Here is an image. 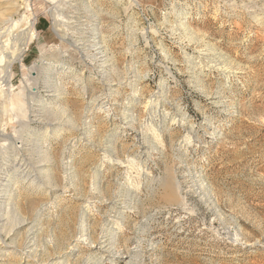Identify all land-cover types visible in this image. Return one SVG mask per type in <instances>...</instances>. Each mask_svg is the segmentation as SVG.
Instances as JSON below:
<instances>
[{
  "label": "rangeland",
  "instance_id": "rangeland-1",
  "mask_svg": "<svg viewBox=\"0 0 264 264\" xmlns=\"http://www.w3.org/2000/svg\"><path fill=\"white\" fill-rule=\"evenodd\" d=\"M2 2L36 38L0 81V156L45 165L0 202V264H264V0Z\"/></svg>",
  "mask_w": 264,
  "mask_h": 264
},
{
  "label": "bare ground",
  "instance_id": "bare-ground-1",
  "mask_svg": "<svg viewBox=\"0 0 264 264\" xmlns=\"http://www.w3.org/2000/svg\"><path fill=\"white\" fill-rule=\"evenodd\" d=\"M16 8H17V6H16L15 2H10L8 4L7 3L3 4V2L0 3V30H1L0 31V66H1L0 81H1V84H5V87L7 86L8 89L11 88V83H12V78H13V64L16 61H22V59H23L22 54H23V51L25 50L26 46H28V44H30L32 42V40H34L36 38L35 21L28 19V18H24V19H22L21 22H18L14 18V15H15L14 12H16ZM54 24L56 27L55 30L60 34V32H59L60 29L58 26L59 24L57 22V19H54ZM50 63H51L50 60L45 58L44 55L42 54L41 58L31 65L30 71L32 73H36V71H37V73H41V75H42L44 72H47V70L49 69ZM46 84H48V82ZM28 91L32 97H34L38 93L36 86L29 85ZM57 91H58L57 92L58 94H56L54 91L53 92L55 94H52V93H45V94L48 97L60 95L59 87H58ZM63 93L65 94L67 92H63ZM30 103H32V102H30ZM43 104H44V99H41V100L37 101L36 105L41 108L43 106ZM33 111H35V109ZM38 112H40V111L38 110ZM32 116H34L35 118L36 117L38 118L39 114L36 113V114H33ZM76 118H75V120H76ZM34 120L35 119L34 118L32 119L30 116L29 120L27 122L25 121L26 126H29V123L30 122L32 123V121H34ZM26 126H24V127H26ZM26 135H30V134H26ZM1 137H4V138L9 139V140L12 139V136L7 134L5 127L3 126V124L0 123V139H1ZM23 138L25 139V137H23ZM22 142H23V140H22ZM11 146H13V145H9V147H6L4 149L8 150ZM24 148H26V147H24ZM24 151H25V149H24ZM3 153H5V154H3ZM3 153H2L3 155L0 156V202H3L4 200L8 199L7 193L10 192L9 189H11V188H9V187L15 178L21 177V178H24V180H29V181L32 180L33 182H35L38 179V175H40L42 172L41 167L43 165H45V164L41 163L38 166H32L29 162L26 163L24 158H20L17 153H14V154L12 153L13 155L8 154V151L7 152L4 151ZM110 160L113 163L115 162V159H110ZM127 162H130V161L128 160ZM64 164H65V166L71 167L72 160L70 159ZM114 164H124V161L117 160V162H115ZM101 167H102L101 164H99L98 166L95 167L94 172L96 173V175H97V173L100 172ZM167 173H168V175L166 174L167 178L165 176L164 178H166V179H164V181H159V183L161 185H164L166 191H168L167 193H168V196L170 197L169 199L177 200V197L179 195L177 194L176 188H175L176 187V179L172 174H170L169 172H167ZM96 178H97V176H96ZM152 181L154 182L156 180H152ZM15 190H16V188H15ZM11 203H12V201H11ZM213 204L218 207L217 202L214 200H213ZM89 207L90 206H84L82 208V211H81L80 227H79L80 228L79 229V241H86V242L93 244L92 235H91V237L88 235L89 231L87 233L88 227H86V224H87L86 222H87L89 212H90ZM9 208H10V206H9ZM41 211L42 210H39V212H41ZM119 214L122 216L123 212L119 213ZM21 222H22V220H21ZM118 224H119V222H118ZM15 229L16 228H14L12 230V231H14V234H15ZM33 230H34L33 226H31L28 229V234L31 235V234H33L34 231H36V230H34V231ZM106 230L108 231V227ZM115 230L114 231L110 230L109 232L106 233V235H104L102 237V239L100 241L98 240L99 243H97V246H99V249H101L105 253H108V252L112 253L111 248L113 245L111 242L113 240H115L114 239L115 238ZM10 235L11 234H9L8 236H10ZM95 244H96V242H95ZM12 246H14V245H12ZM93 246H94V244H93ZM28 248H29V246L25 248V251L20 252L22 255H24V257L22 258V264H32V262H33V264H39L37 261L33 260V258L31 257L32 254H30V251L28 250ZM14 252H16V250ZM116 255L117 254L114 253V255H113L114 258L121 257L120 255H118V256H116ZM114 258H112V259H114ZM84 260H85V258H84ZM44 262H46V260ZM65 262L66 261L63 258V256L59 255V256H56L55 258H52L49 261V263H46V264H66ZM68 263H69V261H68ZM94 263L95 262H92V257H88L81 264H94Z\"/></svg>",
  "mask_w": 264,
  "mask_h": 264
}]
</instances>
